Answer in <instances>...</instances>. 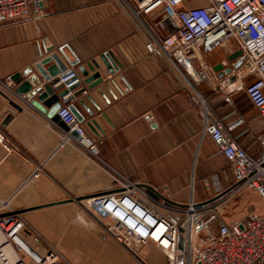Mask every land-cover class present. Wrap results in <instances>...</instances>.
I'll return each instance as SVG.
<instances>
[{"label":"crops","instance_id":"obj_1","mask_svg":"<svg viewBox=\"0 0 264 264\" xmlns=\"http://www.w3.org/2000/svg\"><path fill=\"white\" fill-rule=\"evenodd\" d=\"M43 10L38 19L0 23V79L57 52L82 81L70 94L87 88L63 105L75 106L87 137L102 140L94 152L71 132L68 138V129L54 117L12 95L14 82L0 85V200L12 197L13 208L45 239L37 229V212L81 207L91 196L118 189L119 175L150 185L179 204L205 203L226 193L235 177L204 131L203 99L224 123L242 120L233 134L249 153L259 154L264 122L245 90L230 93L233 103H228L226 91L208 82L198 84L161 53H150L147 40L161 35L148 16L137 17L120 0H45ZM105 52L117 58L114 73L100 59ZM238 56L237 46L229 42L205 58L222 77ZM92 59L101 65L103 83L89 89L80 66L92 74L86 65ZM35 169H40L38 177H32ZM262 206L254 192L246 191L228 208L239 217ZM150 245L168 264L158 248L145 246Z\"/></svg>","mask_w":264,"mask_h":264},{"label":"built area","instance_id":"obj_2","mask_svg":"<svg viewBox=\"0 0 264 264\" xmlns=\"http://www.w3.org/2000/svg\"><path fill=\"white\" fill-rule=\"evenodd\" d=\"M45 0H0V23L17 19H38L44 15ZM137 17L148 16L161 38L148 39L150 53H161L170 63L196 83L208 82L224 93L243 89L249 103L264 122V0H120ZM229 42L239 52L229 73L217 77L206 54ZM73 72L64 78L76 76ZM77 79L76 81H78ZM12 75L0 85L12 84ZM204 131L209 133L229 162L234 185L218 198L205 203L179 204L151 197L144 187L126 176H116L118 189L85 199L87 208L106 233L137 256L136 247L152 244L168 264H179V239L185 242V264H264V133L258 136L260 152L253 155L233 134L239 120L226 124L217 118L203 99ZM69 127L67 137L76 131L97 152L102 142L92 141L67 105L58 111ZM4 140L0 135V141ZM10 149V147L8 148ZM35 169L32 177H38ZM251 191L263 206L244 215L231 212L228 205L238 194ZM11 199L0 200V264H74L66 254L31 226L21 212H15Z\"/></svg>","mask_w":264,"mask_h":264},{"label":"water","instance_id":"obj_3","mask_svg":"<svg viewBox=\"0 0 264 264\" xmlns=\"http://www.w3.org/2000/svg\"><path fill=\"white\" fill-rule=\"evenodd\" d=\"M52 50L53 47L48 49V51ZM60 51L63 53V55H65L63 48H61ZM100 59L111 73H114L118 69L119 64L117 62V58L112 52H105L101 54ZM75 63H78V61ZM86 65L93 73L90 74L84 65L80 66V71L85 76L83 82L88 85V88L91 89L102 84L103 78L101 76V72L99 71L101 68L100 63L96 59H92L91 61L87 62ZM72 72L73 70L66 65L57 52L52 53L40 59L34 65L28 66L24 70L12 75V80L17 86L12 91V95L16 99L26 102L48 113L49 116L54 117L55 120L59 121L66 127V129L69 130V127L61 120L57 111L63 105V103L71 101L74 97L81 95L87 90V88L83 87L80 90L70 94V91L82 84L80 77L77 75L62 81ZM77 79L79 80L76 81ZM65 86L68 87L65 88ZM99 92L102 93V89H99ZM61 98L64 99L61 101ZM10 103L16 109L22 110V106L19 103L15 101H11ZM69 108L72 110L78 120L83 121V117L78 113L73 104H71ZM89 124L93 127L92 124H95V122L92 121ZM71 133L80 138L76 131H71ZM141 186L146 189V192L151 197L155 199L162 197V195L150 185ZM15 212L22 211L16 210ZM6 214L10 213H0V216ZM184 247V238L181 236L179 239V250H183Z\"/></svg>","mask_w":264,"mask_h":264},{"label":"rangeland","instance_id":"obj_4","mask_svg":"<svg viewBox=\"0 0 264 264\" xmlns=\"http://www.w3.org/2000/svg\"><path fill=\"white\" fill-rule=\"evenodd\" d=\"M193 1L205 3V0ZM37 213V220L41 223L37 229L73 263L76 261L78 264H164V258L158 257L151 245L136 247L135 250L141 253L137 256L132 255L109 236L103 224L83 206L46 214L43 211ZM179 251L181 252L179 264H185V247ZM149 257L151 259L158 257V260L151 261Z\"/></svg>","mask_w":264,"mask_h":264},{"label":"bare ground","instance_id":"obj_5","mask_svg":"<svg viewBox=\"0 0 264 264\" xmlns=\"http://www.w3.org/2000/svg\"><path fill=\"white\" fill-rule=\"evenodd\" d=\"M0 244H4V240L2 236H0Z\"/></svg>","mask_w":264,"mask_h":264}]
</instances>
